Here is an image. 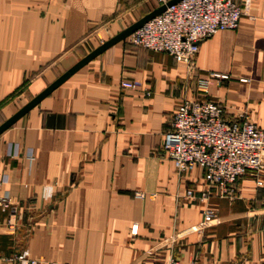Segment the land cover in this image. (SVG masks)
Here are the masks:
<instances>
[{"label": "crops", "instance_id": "0c3cea01", "mask_svg": "<svg viewBox=\"0 0 264 264\" xmlns=\"http://www.w3.org/2000/svg\"><path fill=\"white\" fill-rule=\"evenodd\" d=\"M236 1L238 26L201 40L193 70L125 38L0 133V187L10 195L0 205V264H165L170 255L180 264H264V165L239 177L230 198L198 167L177 173L162 149L173 111L211 72L227 76L212 77L208 90L224 117L264 128V0ZM161 3L0 0L4 119ZM15 142L17 154L8 149ZM190 186L194 196H182ZM205 206L216 216L205 218Z\"/></svg>", "mask_w": 264, "mask_h": 264}, {"label": "built area", "instance_id": "2783aa9c", "mask_svg": "<svg viewBox=\"0 0 264 264\" xmlns=\"http://www.w3.org/2000/svg\"><path fill=\"white\" fill-rule=\"evenodd\" d=\"M242 13L243 7L236 0H178L166 5L126 39L150 50L167 52L191 67L199 42L217 30L236 28ZM212 75L218 79L227 77L215 72ZM209 83L208 78H200V93L184 98L177 105L170 126L164 132L162 149L177 173L198 167L206 184H214L219 194L232 198L237 190V179L264 165V128L246 118H225L223 106L208 97ZM139 84L136 79L120 80L125 88H136ZM8 149L17 154L19 146L15 142ZM27 156L32 158L31 151ZM6 181L7 177L0 173V184ZM194 191V187H187L182 196L193 197ZM207 194V190L201 188L198 197L202 200ZM143 195L142 191L135 192L137 197ZM9 203V192L0 187V205L6 208ZM202 214L213 218L217 211L205 206ZM7 223L11 226L9 220ZM131 232H136L135 224ZM29 264H36V260L30 259ZM165 264H180V261L170 255Z\"/></svg>", "mask_w": 264, "mask_h": 264}, {"label": "water", "instance_id": "95a60500", "mask_svg": "<svg viewBox=\"0 0 264 264\" xmlns=\"http://www.w3.org/2000/svg\"><path fill=\"white\" fill-rule=\"evenodd\" d=\"M178 0H167L166 2H162L157 7L153 8L137 20L133 21L111 37L107 38L78 60H76L70 67L65 69L61 74H59L54 80L48 83L43 89H41L38 93L32 96L28 101H26L23 105H21L16 111H14L10 116L4 119L0 123V133H2L5 129L10 127L19 117L25 114L30 108H32L35 104H37L44 96L49 94L53 89H55L58 85H60L64 80H66L72 73H74L77 69L87 63L90 59L95 57L97 54L102 52L104 49L114 44L119 40H124L131 32H133L137 27L142 25L146 20L153 17L154 15L160 13L166 5L176 2Z\"/></svg>", "mask_w": 264, "mask_h": 264}, {"label": "rangeland", "instance_id": "374dc122", "mask_svg": "<svg viewBox=\"0 0 264 264\" xmlns=\"http://www.w3.org/2000/svg\"><path fill=\"white\" fill-rule=\"evenodd\" d=\"M100 41V40H99ZM129 41V40H128ZM100 43V42H99ZM92 44H90V46H91ZM92 47V46H91ZM188 68H190L189 70H193L194 69V64H193V66H191V67H188ZM212 77L213 78H215V79H217V81H220L221 79H218V78H216L215 76H213L212 75V72L209 74V76H206V77H197L196 78V80H195V85H196V89H195V93H194V95H197V94H199L200 93V91H199V86H198V80L200 79V78H208L209 80H210V82H211V79H212ZM210 84V83H209ZM14 97V96H13ZM11 98V97H10ZM14 99V98H13ZM10 101H12V99H10ZM9 101V102H10ZM18 101L15 103V105L17 104L18 105ZM2 107V106H1ZM0 107V122L6 117V112H4L3 111V109ZM189 171V170H188ZM185 173V172H184Z\"/></svg>", "mask_w": 264, "mask_h": 264}]
</instances>
